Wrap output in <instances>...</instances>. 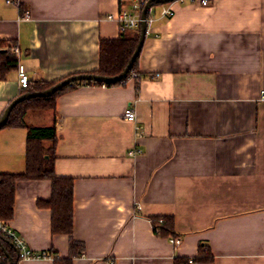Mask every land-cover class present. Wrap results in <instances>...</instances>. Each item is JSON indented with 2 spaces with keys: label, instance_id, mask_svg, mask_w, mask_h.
I'll return each mask as SVG.
<instances>
[{
  "label": "crops",
  "instance_id": "0c3cea01",
  "mask_svg": "<svg viewBox=\"0 0 264 264\" xmlns=\"http://www.w3.org/2000/svg\"><path fill=\"white\" fill-rule=\"evenodd\" d=\"M9 1L0 40L29 82L52 83L96 71L100 39L120 36L106 16L135 0ZM153 7L136 77L75 85L39 111L55 128L54 173L74 182L71 237L52 235L50 210L37 205L49 180L17 183L7 224L57 259L72 238L83 250L71 264H174L201 246L213 259L192 264H264V0ZM20 90L17 71L0 80V115ZM25 146V129L0 130V173L24 172ZM156 216L173 218L179 246L153 232Z\"/></svg>",
  "mask_w": 264,
  "mask_h": 264
},
{
  "label": "trees",
  "instance_id": "16d2710c",
  "mask_svg": "<svg viewBox=\"0 0 264 264\" xmlns=\"http://www.w3.org/2000/svg\"><path fill=\"white\" fill-rule=\"evenodd\" d=\"M157 4L158 3H152V6ZM139 31V28H137L135 30H128L115 39H100L98 69L91 74L104 77L119 75L128 64L135 50L139 38ZM13 47L14 46L11 45L8 46L6 42L0 40V80L6 79L10 72L18 70L19 63L16 54L12 52ZM14 49H16V47H14ZM137 58L129 74L136 71ZM60 81L52 83L44 81L29 82L26 88H21L19 95L42 92ZM123 81L124 79L118 80L115 83L90 81L73 82L65 85L50 97L31 98L17 103L12 108L7 122L2 129H25V170L23 173L19 174L0 173V222L7 223L13 217L14 195L18 182L49 180L51 186L50 198L48 200H39L37 205L41 208L50 210V227L52 235H68L71 237L73 231L74 182L71 178L58 177L54 173L55 128L53 125L40 127L28 124L25 121V117L29 112L54 110L57 96L75 85L114 86L122 84ZM160 219H162V222H160ZM150 220L153 232L156 235L166 238L177 237L174 232V222L171 216H156L151 217ZM0 238V264H9L10 260L13 264H16L18 257L13 244L2 234H0ZM82 250L83 246L70 238L68 258H56L54 264H71V257L80 254ZM212 259L213 256L210 255L209 252L206 253V250L201 246L198 255L193 260L198 263H208ZM188 260L186 258H175L174 264H189Z\"/></svg>",
  "mask_w": 264,
  "mask_h": 264
},
{
  "label": "built area",
  "instance_id": "2783aa9c",
  "mask_svg": "<svg viewBox=\"0 0 264 264\" xmlns=\"http://www.w3.org/2000/svg\"><path fill=\"white\" fill-rule=\"evenodd\" d=\"M175 1L183 2V0H175ZM188 1L191 3H194V4H198L200 6H206L209 3V0H188ZM7 2L9 3L10 1L7 0ZM147 2H148V0H135L131 4L130 10L122 9L115 14H108L106 16V19L115 21L117 23L118 30H119L120 34L126 32L128 30H135L137 28H140L141 22H145L146 33H148V31H149V29L153 23V20H154L153 16H152L154 7L153 6L148 7L145 11V17L142 18L141 14H142V11H143L145 5L147 4ZM163 14L165 16L171 17L174 15V10L170 5H168L164 9ZM14 53L17 55L18 50L15 49ZM17 73H18V85H19V87L20 88H26L29 84V79H28V76L26 75V73L24 72L22 66L19 65ZM136 76H137V74L135 72H131L124 79L123 83H125L126 80H128L130 78H134ZM123 116H124L125 120L128 122H134L136 119V115H135V112L133 109H127L124 112ZM131 153L133 154V152H131ZM137 209H140V207H138ZM149 222L151 224V220H149ZM160 222H162V219H160ZM0 234H2L8 240L11 241V243L13 244V246L17 252V257L19 260L42 259V258H48L49 259L50 258V256L45 252H33L32 250H30L27 247L24 239L21 236L17 235L16 232L7 223L0 222ZM168 241L173 246H179L181 243V240L178 237H169ZM188 263L192 264L193 259L190 258L188 260ZM109 264H114V263L110 262Z\"/></svg>",
  "mask_w": 264,
  "mask_h": 264
},
{
  "label": "water",
  "instance_id": "95a60500",
  "mask_svg": "<svg viewBox=\"0 0 264 264\" xmlns=\"http://www.w3.org/2000/svg\"><path fill=\"white\" fill-rule=\"evenodd\" d=\"M175 0H148L147 4L145 5L141 17L144 18L145 17V11L148 7L152 6V3H158V4H167V3H171L174 2ZM139 38H138V42L137 45L135 47V50L132 54V56L130 57L128 64L126 65V67L124 68V70L117 76L114 77H104V76H100V75H96V74H91V73H86V74H77V75H73V76H69L66 79L56 83L54 86H52L51 88L44 90L42 92H32V93H25L22 95L17 96L16 98H14L4 109V111L2 112V115L0 117V130L5 126L7 119L9 117V114L12 110V108L19 102L21 101H25V100H29L31 98H36V97H43V98H47L52 96L55 92L59 91L61 88H63L65 85L67 84H71L73 82H78V81H90V82H102V83H115L118 80H122L125 79L127 77V75L130 72V69L134 63V61L136 60V58L139 56L140 50L142 48L143 42H144V38L146 36V24L145 22H141L140 24V28H139ZM1 240V238H0ZM9 264H13V262H9Z\"/></svg>",
  "mask_w": 264,
  "mask_h": 264
},
{
  "label": "rangeland",
  "instance_id": "374dc122",
  "mask_svg": "<svg viewBox=\"0 0 264 264\" xmlns=\"http://www.w3.org/2000/svg\"><path fill=\"white\" fill-rule=\"evenodd\" d=\"M47 113H44V112H39V111H36V112H32L28 115L27 117V122L30 123V124H34V125H37V126H42V125H45V122L47 121ZM153 229V228H152ZM44 252V251H43ZM47 253L54 264V260L56 259V257H52L48 252H45ZM53 258V259H52Z\"/></svg>",
  "mask_w": 264,
  "mask_h": 264
}]
</instances>
